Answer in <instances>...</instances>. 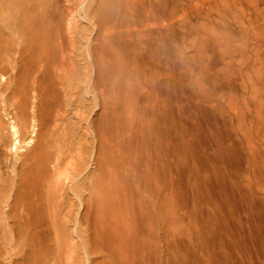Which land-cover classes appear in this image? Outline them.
I'll use <instances>...</instances> for the list:
<instances>
[{"label":"bare ground","instance_id":"1","mask_svg":"<svg viewBox=\"0 0 264 264\" xmlns=\"http://www.w3.org/2000/svg\"><path fill=\"white\" fill-rule=\"evenodd\" d=\"M108 1L111 8H114L111 11H115L116 8L119 18L117 23H110L111 17H114L106 8L111 20H107V17L108 22L102 21L105 19L102 14L106 11L103 12V2L108 4ZM13 2L14 6H17L14 9L24 11L23 16L29 21L28 29L32 33L27 34L30 36L33 34L37 40L28 42L30 43L28 47H31L30 52H36V60L32 58V62L38 63L34 68L28 57L29 64L34 70L37 68L34 71L35 75L31 73L32 82H27L29 79L26 77L25 80L24 77V80L15 83L17 85L15 89L11 87L14 91L11 90L13 92H10L12 95L9 93L10 97L13 96L17 100L15 107L18 104L16 109L20 113L15 107L13 109L19 117L21 115L22 122L24 121L21 123L27 126L29 117H35L34 107L37 102L34 100L37 99L42 104L40 99L43 98L44 101L45 96L47 98L43 109L37 108L41 112L39 114L42 122L48 125L50 119L51 123L53 120L50 114L52 115L55 110L52 109L51 113L50 100L54 96L52 89L59 88V86L56 88L58 84L52 87V83L55 81L53 75L56 76L53 74L58 63L56 57H59L56 54L57 45L54 46V36L60 33L57 23L58 10L61 8L56 0ZM103 2L99 3L103 5L102 8L100 6L102 11L98 6H95L96 9L84 3L88 4L84 6L87 12L92 11L90 14L96 17L95 22L100 20L99 31L97 30L99 35L95 36L98 42L94 44L97 52L92 48L93 54L97 55L93 64L97 65L99 76L96 77H99L98 83L102 84L97 86L106 88L103 90L109 93L106 95L107 98L103 93V100L106 98L107 102L111 89L114 99H118L115 103L120 100L117 103L120 106L112 111L110 109L112 104L108 102L110 119H107L108 116L105 118L102 116L104 119L103 121L100 119L99 122L95 118L99 122L98 126L94 120L98 141L94 167L97 169L98 178L100 177L101 182H97L98 186H101V191H97L99 194L95 191L100 197L93 199L99 200L96 204L101 212L95 213L96 215L93 213V219L84 222L86 225L82 227L81 242L77 244L81 245V250L77 249L78 254L75 253V256L70 255L71 259L69 258L65 264H264V0ZM11 4L13 3H10V6ZM1 5L3 6L2 3ZM12 12L14 13V10ZM20 39L22 40V37ZM3 40L6 41L5 38ZM33 43L37 51L32 50ZM8 45L6 46L9 48ZM20 50L22 51V48ZM63 53L64 51L61 54ZM26 54L24 56L31 55ZM27 64L26 61L25 67L21 66L26 74L32 68L28 64L29 69ZM76 64L77 62L76 67L73 65L75 69L78 67ZM110 67L112 70L107 69ZM106 70L108 72L111 70L112 74L108 73L111 76L103 75ZM24 72L22 74L25 75ZM73 76L77 77L75 74ZM142 89L144 92L141 93ZM30 96L35 99L29 100ZM105 110L106 108L104 112L107 114L108 110ZM99 117L102 118L101 115L97 118ZM2 123L1 126L5 124ZM17 123L14 116L9 119L7 126L12 138L11 145L17 150V154L21 147H24L21 149L22 153L18 154L21 156L25 154L23 153L27 147L25 145L33 140L31 137L28 140L25 138L27 140L26 142L23 140L25 144L20 145L23 142H20L21 130L19 131ZM46 125L44 126L47 127ZM47 130L48 128L46 132ZM65 131L67 134V130ZM42 132L44 134L43 130ZM47 139L45 141L44 137V142H49ZM44 142L43 147L46 145ZM51 142L53 141H50V144ZM39 150H44L45 153L42 147ZM33 151L36 153L34 149ZM63 151L59 149L57 154L60 155ZM43 152H39L41 155L36 153L33 154L34 157L30 156L32 160L25 156L24 160H28L25 163L28 164L27 168L24 166L27 172L20 173V178L25 180V183H28L29 176L32 175L29 172L33 168L36 169L35 175L39 171V177L42 175L43 178L47 173L46 168L42 170L43 164L39 167L36 160L44 156V159L46 157L44 163H49L54 156L51 158V154L48 153L47 156V153L45 155ZM17 178L14 180L17 181ZM30 178L33 180L32 176ZM42 178L39 179L41 182ZM75 185L77 187V184ZM3 186H0L2 190ZM23 186L22 184L21 187ZM38 187L36 191L33 186L34 191L30 186L29 191L21 189L29 192L27 194L29 199L32 191L37 193ZM39 193L40 191L37 196ZM27 195L25 194L26 199ZM23 199L25 198L20 200L22 204ZM13 203H9L12 205L11 209ZM15 209L13 208L14 211ZM60 244L62 243H59V246ZM77 245L76 248L79 247ZM47 247L42 246L39 249L34 247L36 250L32 253L31 260L28 259L30 263L64 264L61 258L64 256L62 249L57 247L59 248L57 255L51 250L53 248Z\"/></svg>","mask_w":264,"mask_h":264},{"label":"rangeland","instance_id":"2","mask_svg":"<svg viewBox=\"0 0 264 264\" xmlns=\"http://www.w3.org/2000/svg\"><path fill=\"white\" fill-rule=\"evenodd\" d=\"M2 1L3 0H0V54H1L0 57L2 58V60H0V65H1L0 66V72H2V73H0V118H1L0 119V128L1 127L2 128L5 127V128H3V129L1 128L2 132L0 131V135L2 133H4L3 131H5V133L2 134V136H0V145H1L0 146V172H1L0 173V176H1L0 177V186L4 185L5 189H4V186H3V190H2V188H0L1 189L0 192H2V194L0 193V200H1V202H0V212H1L0 213V217H2L0 219V228H1L0 229V264H27L28 262L30 263V260H31V257H32V253L34 252V250H36V249H34V247L37 248V249H39L42 246L46 248L47 246H44V245H48V247H47L48 249L49 248H53L51 250L54 252V254H57V255L59 254V253H57V251H58L57 249H59L57 247H60V250L62 249L61 251H62V254L64 256H62V254H61L62 257L60 255L59 256L62 258V261L65 264L69 260V258L71 259L70 255H74L75 253L78 254V251H76L77 249H79V251L81 250V248H80L81 245L79 246L77 244H80V242H81V235L83 234L82 233L83 232V228H84L83 226L86 225L85 223H87V221L90 222L93 219V216L96 215L95 213L98 214V212L99 213L101 212V210H99V208H97V204H96V201H99V200H96V199L94 200L93 199L95 197L96 198L100 197V196H98L99 192H97V191H99V190L101 191V186H98L99 183L97 182V181H100L99 180L100 177L98 178L99 175L96 172L97 169L94 167L96 165V163H95L96 159L94 160V157L96 156L95 153L97 152V151L95 152V150L97 149V145L96 144H98V143H96V142H98V141H96V139H97V136H96L97 135L96 134L97 129L96 128L98 126L97 123L100 122L99 121L100 119L103 121V119L105 117L108 116L107 119H110V117H111L110 116L111 115L110 114L111 111L109 110V107L107 105L108 102L109 103L111 102V104L113 106V107L111 106V108H110L112 111H115L120 106V104H119V106L117 105V103L120 100L117 103H115L116 100H118V99L116 97H115L116 99H114V94H113L111 89H110L111 93H110V95H108V99H107V102H106L105 101L106 98H107L106 95L109 94V93H105V91L103 90L104 87L103 88L101 86H100V88L98 87L99 84L100 85H102V84H101V82L98 83L99 77H96L97 75L99 76V71H98L96 63H95V65L93 64L95 59H97V58H95V57H97V55L95 56L93 53H94V50H96V49H94L95 48L94 44L96 42H98V39H96L95 36L97 35V37H98V35H99L98 31H99V26L100 25H98V24L100 23L99 22L100 20L97 21L98 23L95 22L96 21V17L94 16V14H92V13L90 14V12H92V11L87 12V10L85 9L84 6H87L88 4H90L92 7L93 6L94 7L98 6L99 9H100V6L102 8V6L104 5L103 12L106 9L111 11L114 8L113 7L111 8V6H110L111 4L109 3V1H108V4H106V2L105 3L103 2L104 0H89L90 1V2L88 1L89 3L86 2L87 0L86 1L85 0H56V2L59 3L57 5L59 6V8H61V9H59L57 7L59 9L58 10V12H59V23H57L58 24L57 26L60 27V33L58 32V35L56 33L55 36H54V39H55V45L54 46H56V45L58 46V47L56 46L55 48H57L56 49V51H57L56 54L59 57H56L58 63H57V66L55 67V70H53V74H55L57 77L53 75V80L55 79V81H53L52 84L54 86L52 85V87H56L55 85L58 84L56 88H58V86H59V88L57 90L54 89V88L52 89L53 95H54L52 97V100H50L48 98L50 100V102H51L50 103L51 113L55 109L54 113H52V115L50 114V118H52L53 120H52V123H51V119H50L49 124L46 125L44 122H42L43 120L41 119V114H39L41 112H39L40 110L38 108H41V110L43 109L44 101H46L47 97L45 98V96H44V101H43V98L40 99L42 101V102L40 101L43 104L42 105V104L39 103V100H37L35 98H32L30 96L29 100H31V98H32V100L35 99L34 100L35 103L37 102L38 104L36 103L37 105L35 104L36 107H34V109L36 110V113L34 115L35 117L34 118L33 117H31V118L29 117V119L31 121L28 120L27 121V126H26V124L25 125L22 124L24 121L22 122L21 115H20V117L18 116L19 115L18 113H20L16 109V107H18V104H16L17 106L15 107V103H16L17 100H15V98H13V96H12V98L10 97L12 95V93H10V92H13L14 89L16 88L17 85L15 83H17L19 80H21V81L24 80L23 79L24 77H25V80H27L26 77L30 80V81L28 80L27 82H29V83L32 82V79L30 78V76H32V74H34V71L37 69L36 68L34 70V68L38 66V63H36L37 61L36 62H32L34 59L36 60V58H35V56H36L35 53L36 52H33L34 54L32 52H30V48L31 47H28V45L33 42L32 40H35V42H37V40H36V38L34 37L33 34H32V36H33L34 39H32V36H30V34H27L28 32H31V31L28 29V28H30V27H28V22L29 21L27 20V18H25L23 16L25 12L24 11L20 12L19 10H15L14 9V7H17V6H14V2H13L14 0H4L3 2ZM102 2H103V5H99V3H102ZM1 3L3 4V6L1 5ZM10 3H13V4H11V6H10ZM84 3H88V4H84ZM13 10H14V13L12 12ZM107 10L104 12V14H102L103 18H105V19H102V21H104V20L106 21V18L108 17L107 20L110 21L112 19L110 23H112V24L113 23H117L119 21V18H117L116 8H115V11L113 10V11L110 12L112 14V16L114 17V18L111 17V19L109 18L110 13ZM15 11L17 13H15ZM18 11L20 12V14H19ZM63 13H64V15H63ZM108 13H109V15H108ZM13 14H15V15H13ZM115 14H116V20H114L115 19ZM21 19H23L24 21L21 22L22 21ZM25 22H27V23H25ZM106 22H108V21H106ZM11 23H12V25H11ZM107 24H109V23H107ZM75 27H77V28H75ZM58 30H59V28H58ZM75 31H76V33H75ZM95 31H97V32H95ZM25 32H26V35H24ZM77 32H79V33H77ZM60 34H62V36ZM28 36H30L31 39ZM21 37H22V40L20 39ZM4 38H5L6 41L3 40ZM54 39H53V42H54ZM23 40H24V42H23ZM28 42H30V43H28ZM4 43H6V45L10 44L11 48H10L9 45H8L9 46V48H8L6 45H4ZM13 43H14V45H13ZM34 44L35 43L32 44L34 46V49H32V50L33 51L34 50L37 51L36 50L37 49L36 45H34ZM2 45L5 46V49H4V46H2ZM60 45L62 47H60ZM22 46H24L26 49L24 47H22ZM21 48H22V51L20 50ZM10 49L12 50V52H11ZM27 49H29V50H27ZM58 49H59V51H58ZM62 51H64L63 55L61 54ZM95 52H97V50ZM26 53L31 54V55L24 56ZM30 56H32V57H30ZM68 56H69V58H68ZM28 57H29V59L31 61L30 63L34 64L33 65L34 68L29 64ZM32 58H33V60H32ZM26 61L30 65V68L32 67L31 69H33L32 70L33 72L32 71L30 72L31 69L29 68V65L27 64L28 68L30 69V70H28V73H27V74H29V76H26L27 74L23 71L24 68L21 67V66L25 67ZM72 62H75V63L77 62L76 65H78L79 69H78V67L75 69L73 67V65L75 66V63H72ZM111 68L112 67L107 68V69H111ZM96 69H97V73H96ZM111 70L109 72H108V70L104 71L105 74H103V75H106V77H108L109 75L111 76V74H112ZM18 71H21V72H18ZM73 71H75V72H73ZM76 71H78V72H76ZM10 72H11V74H10ZM22 72H24L25 75L22 74ZM69 72H71V74ZM104 72L102 71V73H104ZM106 72H107V74H106ZM108 73H111V74H108ZM57 74H59V75H57ZM73 74L77 75V77L73 76ZM65 75H67V76H65ZM71 75L73 76V78L70 77ZM8 76L10 78H8ZM3 85H5V86H3ZM95 85L96 86L98 85V86L96 87ZM1 86H2V88H1ZM5 87L7 89H5ZM11 87L14 88V89H12ZM187 87H189V86H187ZM96 88L97 89L99 88L100 92H98L99 90H97ZM101 88H102V90L104 92H102ZM107 88H109V85H108ZM104 89H106V88H104ZM11 90H13V91H11ZM54 90H56V91H54ZM143 90L144 89H142L141 93L144 92ZM58 91H59V93H57ZM103 93H104V95L106 97L104 100H103L104 96H102ZM64 94H65V96H64ZM101 96H102V100L100 99ZM6 97H8L9 99L7 98V100H6ZM111 99H112V101L115 104H113ZM39 104L41 105V107H40ZM55 106H58L57 107L58 109ZM14 107H15V109L18 112L17 114H16V110L13 109ZM105 108H106V110H108L107 114H105V112H104ZM29 109H27V110H29ZM61 109H62V111H60ZM113 109H115V110H113ZM37 111H38V113H37ZM56 111H58L59 114L56 113ZM101 111H103L104 113H101ZM9 112H12V113L10 114ZM14 112H15V115H14ZM30 112H31V109H30ZM98 113L101 115V117L103 116L104 118L103 117L102 118H100V117L97 118L98 116H100V115H98ZM14 116H15V119H17V122H18L17 124H19L18 125L20 127L19 131L21 130L20 131L21 132V135H20V139L21 140H20V142L22 143L23 140L26 142L28 139H30V137L33 140L29 144L25 145L27 147L23 151V153H25V154L24 155L21 154L22 157L20 155H19L20 156L19 157L18 154H20V152L22 151L21 149H23L24 147L23 148L21 147L20 150L18 149L19 153L17 154V152H16L17 150H14L13 146L11 145L12 138L10 137L9 128L7 126L8 122H9V119L11 117L14 118ZM63 117L65 118V120H64ZM95 118L99 122H97ZM94 120L96 121V123H95ZM1 121H3V123H5V124H3ZM35 121H36V123H35ZM68 121H70V122H68ZM102 121H101V123H102ZM1 123L3 125H5V126H3V125L1 126ZM28 123H30L31 125L28 124ZM42 123L44 125H46L47 127H45ZM57 123H58V125H57ZM94 123L97 125L96 128H95ZM22 125H24L25 127L24 126L22 127ZM37 125H39L38 129H37ZM68 126H69V128H68ZM44 127L46 129L48 128V130H47L48 134L46 132V129L45 130L43 129ZM22 128L24 129V131H23ZM40 129H41V131H40ZM42 130L44 131V134H43ZM56 130H58V131H56ZM65 130H67V134L65 133L66 132ZM53 131H54V134H53ZM45 132H46V134L48 136L45 134ZM68 132H70V133L68 134ZM49 134H52L53 136H55V138L53 136H50ZM42 135H44V136H42ZM73 135H74V137H73ZM35 136H36L37 139L35 138ZM44 137H45V141H46V139L48 137L49 140L47 139V141H49V142H47V143L44 142V140H43ZM58 137L61 138V139H59ZM70 138H72V139H70ZM6 139H7V141H6ZM50 141H53V142H51V144L53 143L52 145L50 144ZM54 141H56V142L54 143ZM2 142H4L5 144L2 143ZM35 142H36V144L38 146L36 144H34L35 146L32 144V143H35ZM37 142L38 143L40 142V143L38 144ZM43 142L46 144L45 147H43L44 146ZM79 142H81V143H79ZM57 143L58 144L60 143V144L58 145ZM23 144H25V143L23 142L20 145H23ZM56 145H57V147H56ZM28 146H30L29 147L30 149L28 148ZM49 146H50V148H49ZM86 146H88V147H86ZM37 147H38V149H37ZM41 147L43 149H45V153H47V156H48V153H49V155L51 154L50 155L51 158L54 156L53 157L54 159L52 158L49 163H46V162L44 163L46 157L44 159L43 155H42L43 158H41V156L40 157L37 156L39 158H37L38 161L36 160V162H37L39 167H40L41 164H43V165L45 164V166L47 165V167L41 165V167H43V169L40 168V170L41 169L44 170L46 168L45 171L48 174L46 173L43 176V178H45V179L42 178V175L40 176L42 178V182H41V180H39L40 177L38 176V172L39 171L37 172V175H35L34 170H36V169L33 168L29 172V174L31 175V173H32L31 176L33 177L32 179L34 181L31 180V178H30L31 176H29V180L28 181L26 180L28 183H25V180L20 178V173L27 172V170H25V169L27 168L28 164H25V163H27L28 160H24V159H26L25 156L30 158V156H32V157L35 156L33 154H36V153H39V152H43L44 150L43 151L39 150V149H41ZM28 149H29V151H28ZM33 149L35 150L36 153H33L34 152ZM59 149H61V151H63L64 149L65 150L63 152H61L60 155H58L57 153H58ZM10 150H12V151H10ZM55 150H56V152H55ZM2 151L3 152L5 151L4 154H2L3 153ZM55 153H56V155H55ZM41 154L39 153V155H41ZM57 155L59 156V158H58ZM14 156H17V157H14ZM16 159H17V161H16ZM40 159L43 162H40L41 161ZM61 159H63V161ZM84 160H86L87 162L84 161ZM14 162H15V164H14ZM19 162L22 165L24 163V165L23 166L20 165ZM30 162H32V161H30ZM30 162H29V164H30ZM3 166H4V168H3ZM21 168H23V170ZM47 168H48V171H47ZM7 171H9V172H7ZM45 171H44V173H45ZM91 172H94V173L92 174ZM40 173H41V171H40ZM94 174H95L96 177L94 176ZM16 176H18V178ZM10 177H12V179ZM14 178L15 179L17 178L19 181L18 180L17 181L14 180ZM19 178L21 180H23L22 182H24V183H22V182L21 183L24 186H25V184L29 185L31 190H33L34 187L38 185L39 187L37 186L38 187L37 193L33 192L34 190L36 191V188H37L36 187L32 191V193L30 195L31 197H29V199H28L29 195H27V194H29V192H28L30 190L29 186H27L28 188L26 186H25V188H24V186L21 187L22 184L20 183L21 180ZM79 179H80V181H79ZM14 181H16V183ZM29 181L30 182H34V183L36 182V184L34 185L33 183H30ZM17 182L20 183L21 185L18 184ZM39 182H41L42 186L40 185ZM91 183L94 184L95 186H93ZM17 184L20 185V186H18ZM47 184H49V185L47 186ZM75 184H77V187H76ZM82 184H83V186H82ZM91 185L94 188H92ZM11 186H13V188ZM32 186H33V189H32ZM15 188H17V189H15ZM21 188L22 189L24 188L23 190L28 189L27 193L25 191H22ZM75 188H76V190H75ZM88 188H89L90 191L88 190ZM39 191H40V193L37 196ZM48 192H49V194H48ZM21 193H23V194H21ZM33 193H34V195H32ZM88 193H89V195H88ZM25 194L27 195V199L28 200L26 199ZM35 194H36V196H35ZM12 195H13V197H12ZM15 196H16V198H14ZM22 196H25V197H22ZM87 196L89 197V199H88ZM13 198H14L15 202H14V200L12 201ZM21 198H25V199H23L24 200L23 204L20 203L21 202L20 201ZM31 198H33V199H31ZM84 198H86V199H84ZM16 199H17V201H16ZM38 201L41 202V203H39ZM35 202L38 205L35 204ZM9 203L10 204L13 203L14 206H16L18 204L16 206L17 209H15V207L13 206L15 211H18V212H15L13 210V208L11 209L12 205H10ZM59 203L61 204V206H60ZM21 204L23 206L22 208H21ZM24 204H26L28 206H25ZM29 205H31V206L29 207ZM20 208L21 209L24 208V209L21 210ZM18 209H20V211ZM11 210H13L12 212H14V213H12ZM24 210L25 211L27 210V211L24 212ZM55 210H56V214H54ZM90 211H92V213ZM27 212L28 213L31 212L32 215L28 214ZM93 213H94V215H93ZM18 217L20 218L19 220H18ZM38 217H39V219H38ZM89 217H91V219ZM34 219H38V220H34ZM57 219H59L60 221H58ZM7 221H9L10 223H8ZM19 222L20 223L22 222L21 225L24 224V222H25V224L23 226H21ZM26 222H28L27 223L28 225H26ZM7 223L8 224H12V225H8ZM58 223H60V224H58ZM91 223H89V225ZM82 224H84V225H82ZM57 225H59V226H57ZM16 226H18V227H16ZM89 227L91 228V225ZM14 229H16V231ZM56 234H58V235H56ZM60 237L62 239H60ZM58 238L60 239V241H59ZM58 242L62 243V244H60V246H59ZM45 243H47V244H45ZM62 245H64V246H62ZM76 245L79 246V247L76 248ZM64 250H66V251H64ZM70 250H71V252H70ZM28 259H30V260H28Z\"/></svg>","mask_w":264,"mask_h":264}]
</instances>
